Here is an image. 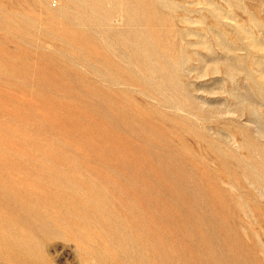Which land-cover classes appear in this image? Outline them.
<instances>
[{"label":"rangeland","instance_id":"374dc122","mask_svg":"<svg viewBox=\"0 0 264 264\" xmlns=\"http://www.w3.org/2000/svg\"><path fill=\"white\" fill-rule=\"evenodd\" d=\"M0 264H264V0H0Z\"/></svg>","mask_w":264,"mask_h":264}]
</instances>
